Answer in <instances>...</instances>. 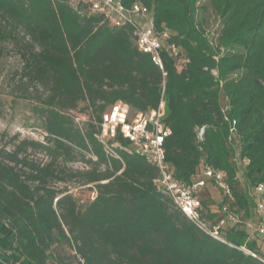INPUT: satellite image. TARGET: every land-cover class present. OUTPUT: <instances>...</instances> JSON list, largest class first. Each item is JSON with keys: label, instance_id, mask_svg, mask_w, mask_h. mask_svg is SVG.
<instances>
[{"label": "trees", "instance_id": "trees-1", "mask_svg": "<svg viewBox=\"0 0 264 264\" xmlns=\"http://www.w3.org/2000/svg\"><path fill=\"white\" fill-rule=\"evenodd\" d=\"M134 2L169 33L164 77L129 27L80 12L77 0H0V42L21 62L13 96L32 101L44 134L0 148V264H264L257 234L228 224L213 238L157 188L158 169L129 153L128 140L115 137L114 155L98 139L110 105L147 113L162 100L175 178L190 184L205 166L221 171L229 210L249 217L251 191L264 185V0H123ZM80 104L90 110L82 127L70 114ZM72 184L94 197L79 203ZM220 196L213 211L199 193L209 229L227 202Z\"/></svg>", "mask_w": 264, "mask_h": 264}, {"label": "built area", "instance_id": "built-area-1", "mask_svg": "<svg viewBox=\"0 0 264 264\" xmlns=\"http://www.w3.org/2000/svg\"><path fill=\"white\" fill-rule=\"evenodd\" d=\"M78 4L83 9L80 12L101 16L114 28L129 27L137 49L148 54L161 70L163 77L165 76L161 52L169 33L165 29L159 30L155 27L153 17L145 6L139 2L126 6L123 0H77ZM167 50L172 57H178V48L174 44L168 45ZM164 115L165 103L162 100L157 109L147 113L133 112L127 105L116 102L102 115L98 139L105 151L110 154H114L112 147H116L117 144L113 141L118 134L128 140L131 147L129 153H134L158 169L159 176L155 180L157 188L172 200L175 208L189 221L213 238L219 239V231L226 224L244 225L251 234L264 238V185H257L254 194L251 195L257 220L243 221L240 216L229 210V205L234 202V196L221 171L205 166L202 177L190 184L176 179L173 169L165 160L164 140L171 131L163 123ZM202 133L201 129L199 136ZM207 180L215 183L227 201L222 207L223 219L212 229H209L201 218L199 193Z\"/></svg>", "mask_w": 264, "mask_h": 264}, {"label": "rangeland", "instance_id": "rangeland-1", "mask_svg": "<svg viewBox=\"0 0 264 264\" xmlns=\"http://www.w3.org/2000/svg\"><path fill=\"white\" fill-rule=\"evenodd\" d=\"M205 18L208 32L215 35L218 20L211 13H208ZM20 67V58L12 45L9 42H0V148L7 147L11 149L15 143L23 139L42 141L44 135L39 128L38 118L31 112L32 101L13 96L15 94L14 82L18 79ZM222 105H225L224 100H222ZM84 110L85 106L80 104L76 110L70 112L75 119V124L81 127L88 119L90 112V110L83 112ZM234 149L236 152L239 151L237 141L234 142ZM35 157L39 159L42 158V155L37 154ZM69 166L80 170L84 168V165L80 162L72 163ZM238 181L240 189L244 190L246 181L240 174L238 175ZM207 187V189L200 192L201 200L210 201L212 203L211 210L218 211L217 203L221 199L220 190L211 182L207 183ZM70 192L79 199V203L94 197L93 191L88 189L87 186L81 187L72 184ZM253 194L254 191L252 190L251 195ZM234 213L240 216L243 221L257 220L255 208H252L249 217H246L243 213H238V211H234ZM222 219L223 213L221 212L217 216L216 224ZM228 226L226 224L224 227L228 228ZM252 236L261 252L264 253V238Z\"/></svg>", "mask_w": 264, "mask_h": 264}]
</instances>
